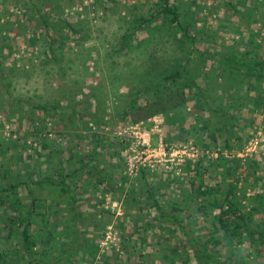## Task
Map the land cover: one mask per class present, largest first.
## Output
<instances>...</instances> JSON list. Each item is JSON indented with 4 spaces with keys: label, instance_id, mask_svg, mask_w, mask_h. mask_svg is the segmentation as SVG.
<instances>
[{
    "label": "rangeland",
    "instance_id": "rangeland-1",
    "mask_svg": "<svg viewBox=\"0 0 264 264\" xmlns=\"http://www.w3.org/2000/svg\"><path fill=\"white\" fill-rule=\"evenodd\" d=\"M221 1L198 0L205 4L202 13L206 14V24L213 30L216 23L226 25V28L217 30V42L212 43V39L207 38L196 46L210 52L223 53L230 45L237 51L242 50L240 43L231 44L239 36L232 31V24L237 22L244 40L247 28L243 22L246 21L240 20L238 15L221 18ZM36 3V0H0V39L1 36L5 39L4 42L0 40V137L12 138L8 143V151L3 157L0 155V163L11 154L9 161L16 162L20 174L26 170L34 175L35 169L39 170V174H44L51 172L54 165L61 164L65 168L75 164L76 160L67 161L69 149L77 151L74 156L77 157L85 156L93 148L96 161L105 166L103 172L111 171L114 180H118L119 172L125 173L126 180L116 190H103L98 186L91 193H81L78 188V208L83 213V219L88 220L85 235H98L93 239L96 245L91 259L88 258L90 252L85 251L80 254L78 263L74 264H106L100 260L101 255L116 264H173L168 254L171 246L174 248L178 245V234L150 225L155 210L150 205L148 192L151 190L163 203L167 198H179L187 188L185 166L188 163L189 167H193L191 161L185 160L196 156L203 159L216 156V143H222L224 134L215 132L213 142L209 140L206 134L208 129H199L201 119L191 99L135 122L131 121L134 109L125 112L137 88L154 73L169 66L178 54L170 35L155 28H149L146 32L137 31L138 36L143 37L139 45H134L132 39L130 43H122L121 36L128 30L132 19L148 13L150 0H51L42 6ZM251 3L255 5L257 2L245 0L239 4V8L243 10L244 7H250ZM34 5L36 9L45 10V13L59 15L49 33L54 36V33L58 34L63 43L51 42L49 46L46 30L38 25V19L31 16ZM210 8L216 10L210 11ZM256 8L264 9L261 6ZM13 13L18 15L17 20ZM252 15L251 12L246 13L245 17L249 19ZM62 17L69 21L71 27L78 28L79 32L70 31L64 24L60 27L57 22L62 23ZM249 26L258 32L259 22L250 23ZM31 35H34L35 41L28 43L27 36ZM219 37L224 40L219 42ZM256 39L260 41V38ZM117 44L121 45L118 50ZM188 54L191 56V74L200 77L197 67L203 63L207 70L209 59L196 50ZM222 56L226 57L224 53ZM209 69L214 72L211 67ZM211 76L209 82L215 80L210 84L214 89L205 90V93L213 95V100H209L211 104L227 102L228 93L237 95L219 89L225 82L215 77L214 73ZM198 82L202 84L200 80ZM262 84L264 86V80ZM259 93L257 89H251L240 97L235 96L236 103L240 104L237 110L239 118L231 132L232 136L240 134L241 140L238 148L231 147L227 151L223 147L221 153L241 158L235 173L238 186H246L247 193L262 191L261 194H264V100L258 104L252 101V97ZM140 99L135 101L142 103L144 100ZM37 103L58 106L54 110L50 109L53 112L49 115L51 124L46 123L53 129L49 135L53 141L49 143L51 150L49 147L43 151L40 149L42 153L36 154V149L26 144L17 159L14 154L16 148L19 149L22 137L27 142L30 137L38 140L40 136V131L32 134L29 119V116L36 119L43 117L42 110L33 106ZM73 107L85 108L88 113L82 116L77 110L73 111ZM69 111H72V115L69 119L65 118L66 123L63 120L55 122L63 112ZM93 118H96L95 123ZM84 120H88L86 124L94 131L106 137H96L99 142L94 141V136L83 124ZM144 132L148 139L146 144L142 142ZM198 139L209 141L212 148L202 146ZM112 140L117 142V147ZM1 141L4 144V139ZM114 148L117 153H110ZM110 160L114 162L113 165L108 163ZM248 162L250 165L246 167ZM208 170L221 169L212 164ZM83 176L79 180H83ZM207 180L213 181L208 177ZM226 180H221L222 184ZM87 187L91 189L92 184ZM19 192L24 195L23 189L19 188ZM133 199L143 202L136 203ZM2 208L10 210L4 206ZM260 209L256 210V216L264 214V204ZM89 216H94L96 223ZM129 232L130 236L126 237L124 234ZM141 235L143 241L140 240ZM247 244L242 243L243 254L252 249H245ZM78 248L82 250V247ZM213 256L215 260L219 259L218 255ZM246 257L248 264H264V256L260 252ZM179 261L180 256L175 253V264ZM191 263L192 260L187 264Z\"/></svg>",
    "mask_w": 264,
    "mask_h": 264
},
{
    "label": "trees",
    "instance_id": "trees-1",
    "mask_svg": "<svg viewBox=\"0 0 264 264\" xmlns=\"http://www.w3.org/2000/svg\"><path fill=\"white\" fill-rule=\"evenodd\" d=\"M36 1V4L42 6L45 3L49 4L51 0ZM254 1L257 2L255 5L251 3L250 7H244L243 10L239 8V4L244 3L245 0L221 1L220 4L223 6L221 18L238 15L240 20L246 21L243 22V26L247 28L246 38L243 40L237 22L232 24V31L238 33L239 36L232 40L231 44L240 43L242 50L237 51L230 45L228 49L223 50L226 57L222 56V52L201 50L196 46L207 38L212 39V43L217 42L215 38L219 36L218 31L226 28V25L216 23L214 30L211 29L204 20L206 14L202 13L205 4L204 2L199 3L198 0H172V2L170 0H150L148 13L133 18L128 30L121 36L122 43H130L132 39L134 45H139L143 37H139L137 31L146 32L149 28H155L170 35L173 47L178 50L176 59L172 60L169 66L154 73L147 82L137 88L135 96L129 99L131 101L126 105L125 112L134 109L132 122L152 114L162 113L167 108L179 106L191 99L201 119L199 129H208L206 134L209 140H214L215 132L224 134L222 143H216L217 147L213 146L217 148L216 156L206 159L196 156L185 160L186 162L191 161L193 167H189L188 163L185 166L187 188L179 198H167L163 203L153 195L151 190L148 192L150 205L155 210L152 221H149L150 225L176 231L178 234V245L169 248V260L173 264H175V253L180 256V261L176 264H187L190 260H192L191 264H248L249 260L246 257L248 254L255 255L260 252L264 256V214L255 215L256 210L261 211L264 194H261L262 191L247 193L245 192L246 186H238L235 173L240 166L241 158L233 154L224 156L221 153L223 147L227 151H230L231 147L238 148L241 140L240 134L232 136L231 132V129L237 126L239 118L237 110L240 104L236 103L235 96L240 97L248 90L257 89L262 94L253 96V103L258 104L264 100V86H262L264 80V44L262 43L264 9L256 8L264 7V0ZM31 9V16L38 19L36 20L38 25L40 24L47 32L49 46L51 42L63 43L58 38V34L54 33V36L49 33L51 26L56 25L55 21L59 15L45 13L42 8L36 9L35 5ZM212 9L210 8V11ZM250 12L253 15L248 19L245 15ZM15 19H18V15ZM62 21V23L57 22L60 27L64 24L70 31L79 32L78 28L71 27L66 18L62 17ZM253 22H259L258 32L249 26ZM256 37L260 38V41ZM0 40L5 41L3 36ZM223 40L219 37L218 41ZM27 41L28 43L35 41L34 35L27 36ZM121 45L117 44V50L121 48ZM191 50L203 54L210 61L207 70L203 63L197 67L200 77H194L190 72L191 56L188 53ZM210 67L214 72L209 69ZM213 73L215 77H220L225 82L219 89L224 92L232 91L237 95L228 93L227 102L211 104L209 100H213V95L205 93V90L214 89L210 84L215 80L209 82ZM139 98L144 101L136 102L135 100ZM33 106L42 110L45 115L37 119L29 116L32 134L40 131L41 137L39 136L38 140L30 137L27 142L23 141L25 138L22 137L21 143L18 142L19 149L16 148L17 151L14 154L17 159L20 158V153L26 144L36 149V154L42 153L41 150L48 147L51 150L49 143L53 141L50 140L48 132H52L53 129L46 123L51 124L49 115L53 112L50 109L54 110L58 106L44 103H37ZM72 109L77 110V113L82 116L88 113L85 108L75 109L73 107ZM71 113L72 111L63 112L60 119L55 122L63 120L64 123L65 118L69 119ZM95 119L93 118L92 121L94 122ZM35 120L39 123L38 126ZM87 122L88 120H84L83 124L94 136V141L98 143L99 140L96 137H106L94 131V128L86 124ZM76 134L75 131L74 135ZM186 134L189 133L186 132ZM3 139L4 144L1 141ZM11 140V136L0 137L2 157L8 151V143ZM198 140L202 146L212 148L209 141ZM112 141L117 147V142ZM114 149L110 153L116 154L117 149ZM92 151L93 148L85 156L74 157L77 151L69 149L67 161L76 160L75 164L65 168L61 164L54 165L51 172L44 174H39V170L35 169L34 175L26 170L24 174H20L16 162L9 161L11 154L8 158L4 157L5 159L0 163V264H74L78 263L80 254L85 251L90 252L88 258L91 259L92 250L96 245L93 239L98 233L85 235L88 220L83 219V213L78 208L80 205L78 188L81 189V193L84 191L91 193L98 186L103 190H116L126 180L125 173L119 172L118 180H114L111 171L103 172L105 166L96 161ZM46 160L49 161L48 158ZM108 163L114 164L111 160ZM47 164L50 165L49 162ZM212 164L213 167H220L221 170H212V173L208 170V166ZM249 165L250 162L246 167ZM82 174L84 175L81 178L83 180H79ZM207 177L213 181L209 182ZM225 178L227 180L222 184L221 180ZM88 184H92L91 189L87 187ZM19 188L24 190V195L20 194ZM133 201L143 202L138 199H133ZM3 206L10 210H4ZM133 206L137 207L136 204ZM87 214L91 215L88 212ZM90 219L96 223L94 216ZM198 221L201 223L198 224ZM124 235L128 237L130 232ZM140 240H144L142 235ZM243 242H248L245 249L252 248L245 254L241 251ZM78 246L82 247V250ZM213 254L218 255L219 259L215 260ZM100 260L106 264H116V262H109L103 255Z\"/></svg>",
    "mask_w": 264,
    "mask_h": 264
},
{
    "label": "built area",
    "instance_id": "built-area-1",
    "mask_svg": "<svg viewBox=\"0 0 264 264\" xmlns=\"http://www.w3.org/2000/svg\"><path fill=\"white\" fill-rule=\"evenodd\" d=\"M51 132H48V135H50ZM145 137V138H144ZM148 139H147V135L145 134V132L143 133V137H142V142L143 143H147Z\"/></svg>",
    "mask_w": 264,
    "mask_h": 264
}]
</instances>
